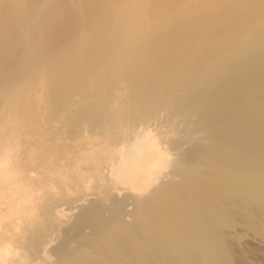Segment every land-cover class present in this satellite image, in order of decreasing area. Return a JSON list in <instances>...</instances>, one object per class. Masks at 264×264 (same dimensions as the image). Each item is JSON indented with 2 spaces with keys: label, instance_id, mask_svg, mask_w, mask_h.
<instances>
[{
  "label": "bare ground",
  "instance_id": "obj_1",
  "mask_svg": "<svg viewBox=\"0 0 264 264\" xmlns=\"http://www.w3.org/2000/svg\"><path fill=\"white\" fill-rule=\"evenodd\" d=\"M80 1L92 44H87L89 49L85 45L86 58L75 65L67 87L72 85L70 81L77 84L76 72L99 71V67L95 69L99 62L110 58L116 66L114 72L120 70L121 75L116 78L107 71L117 81L112 84L103 79L112 93L109 88L108 93L106 89L103 92L117 101L121 96L142 112L136 116L128 112L131 116H122L120 122L113 119L123 133L118 134L122 138L113 140L117 155L112 161L102 159V166L88 165L95 175L97 172L95 177L102 179L104 188L125 194V200L107 215L104 206H94L82 222L89 229L83 237L84 251L74 250L76 255H63L55 264H238L236 250L244 264H256L243 255L248 240L264 255V0ZM45 2L0 0V66L9 58L23 62L24 53L15 47L22 41L13 30L17 22L40 20L44 13L46 23L58 28L66 17L71 19L66 3L70 1L57 0L52 7ZM139 26L144 28V37ZM135 38L141 39L139 45ZM88 84H93L89 78ZM101 88L97 92H102ZM118 106L123 110V104ZM162 108L171 111L168 117L176 118L178 140L173 136L169 142L161 139L169 120L163 118L169 111L163 110L166 115L161 114V121L152 113ZM106 117L102 121L104 153L112 146L107 139L112 123L107 125ZM154 121L160 135L155 133L157 138L152 140L144 130ZM182 145V156L171 162V169L169 156ZM167 168L170 171L166 173ZM112 176L119 187L106 185ZM127 204L132 206L129 211Z\"/></svg>",
  "mask_w": 264,
  "mask_h": 264
},
{
  "label": "rangeland",
  "instance_id": "obj_2",
  "mask_svg": "<svg viewBox=\"0 0 264 264\" xmlns=\"http://www.w3.org/2000/svg\"><path fill=\"white\" fill-rule=\"evenodd\" d=\"M45 1L47 2V0ZM66 1H70L66 3L69 7L67 8V11L69 10V16H67L71 17V19L66 17L63 24L59 23V26L57 23L58 28L56 24L50 26L46 23V15L44 17V13L40 16L42 20L33 19V21H29L31 24L27 21V24H23L26 22L17 24V22L13 30H15V33L19 36V40L22 41L20 45H15V47L17 51L20 48L19 51L21 55L24 53L23 55L25 57L23 56L22 58L23 62L20 61L21 59L19 61L17 60V62L12 58L6 59L2 65L3 69L1 68L2 66H0V264H55L57 261L59 262L62 260L63 257H60L63 255L68 258L73 257L75 254L74 250L78 253L77 250L84 251L85 249L84 243L86 241L83 237L89 234V229L85 224H82V222L85 217L91 215V210L94 209V206H104L109 210L108 212L107 210L105 211L107 213L104 212V214L107 215L113 210L112 208L120 206V202L124 201L126 198L125 194H115L114 189L108 190L104 188L105 184L101 182L102 179H97V177H95L98 175L97 172L95 175L92 166H90L92 168L91 170L88 165L100 163L102 166V159L105 158H107L106 160L108 161H112V156L117 155L116 151L113 152V150L116 149V146H113V140L120 138L121 135L123 136L122 131L119 133L121 127L116 129L120 125L119 122L121 117L123 116L127 119L129 116L133 115V113L135 116L139 115L142 109H139V107L134 109V106L126 102V99L122 100V98H120L121 96L119 99L125 101V104L120 100L117 101V97L114 98L112 96L113 99L109 98L110 93H112L111 88H109V83L111 81L114 82L116 78H119L121 75L119 66H117L119 73L116 70V72H114L116 66H113L115 64H112L110 58L103 59L99 62L100 65H97L95 68L97 70L100 68L99 71L83 70L81 74L80 72L78 74L76 72L75 77L79 79L77 84L70 81L72 85L67 87L66 81L69 76L72 79L71 75L75 70V65L79 60L86 58L88 49L91 47L90 44H92V38L90 36L92 33L90 32V35H88V18L82 2L80 0ZM55 2H57V0H52L51 4L47 2L48 5H46L47 7H52ZM142 24L140 26L144 27L143 25L145 24ZM32 25L33 27H31ZM141 29L140 34L144 37L146 33H142L144 28ZM137 39L135 38L136 43H138L137 45H139L141 39H138V42ZM87 44L90 45V47ZM21 45L24 48H22ZM79 48L80 50H78ZM22 49L25 50L22 51ZM17 63L18 65H16ZM107 71H112L116 78L113 80L112 78H114V75L112 74V76H109L110 73ZM92 73L94 75L96 74V77L91 75ZM136 74L138 75V73ZM79 75L84 78L87 84L88 78L89 82L93 84H88V86L90 85V87H88L85 82L83 83L81 77L82 81L80 80ZM101 75L102 77H100ZM109 78H111V80ZM132 78H134V76H132ZM103 79L109 82L107 83L108 85L105 82L103 83ZM95 80L96 82L94 83ZM97 80L102 83L103 86L99 84ZM113 82L111 83L113 84ZM80 85L81 87L84 85V89L81 88ZM97 85L99 86L97 87ZM88 88L96 89V92H93L92 89L91 92ZM97 88H101L102 92L106 89V93H108L107 91L109 88L111 92L106 95L105 92H103L105 94L100 91L97 92ZM82 89L84 92L81 91ZM95 93L97 96L94 95ZM98 93L100 94L98 95ZM126 93L127 92H125V98L127 96ZM92 94L95 97L90 96ZM77 97L80 101L77 100ZM107 97L109 100L113 101H110V103ZM98 99L100 101L102 100L101 103L103 107H106H104L105 109L100 106L102 104ZM103 100H105L104 103L109 102L113 107H111L109 103L104 105ZM115 100L117 104L116 102L114 103ZM119 101L123 104V110L118 106L119 104L122 105ZM94 102H99V104L97 103L98 107ZM115 104L119 110L114 107ZM129 104L132 106L131 108ZM86 109L88 111L85 112L84 115H81L83 114L82 111ZM101 109H103L102 112ZM163 110L164 108L159 109V111L156 110L159 113L154 112L152 115L167 114L164 118L162 115V117L159 115L160 118L158 115L156 116L158 120L161 121L163 118L164 121H166V117L171 114V111L165 108V112H170H166L165 114ZM86 113L87 115H85ZM116 113L117 115L115 116ZM150 113L151 112H149V114ZM141 114L142 113H140V115ZM106 116L111 118L108 119ZM105 117L107 122H109L107 125L112 123L111 126L113 129L110 128L111 126L109 125L107 139L112 146H110L111 149L109 148V150L104 153L103 138H105V134L102 129V121ZM170 117L167 118V120H169L165 128V131L168 129L169 132L166 133L164 131L166 136L164 133H162V135H157L159 132L156 127L158 126L156 121L154 122L157 125L152 122V125L144 130V134L151 136L152 140H155L159 135L161 139H169L168 142L172 141L174 137L178 140V138H180V136H177L179 132L175 133L178 129L176 126L178 125L177 122L174 123L173 121L176 118L172 116V119V117ZM149 118H151V115ZM113 119H116V122L118 120L119 125L113 123L115 121ZM153 119L155 120L156 118ZM113 124H117L118 126L116 125L115 127ZM172 125L174 126V128L172 127L173 130L170 129ZM124 127V130L127 129V127ZM150 127H154L153 130ZM188 130L186 129V131ZM99 133H102L104 137ZM118 134L121 135L118 136ZM163 134L165 137H163ZM91 136H93L94 139ZM113 136H115V138ZM172 136L173 138L171 139L170 137ZM120 140L118 139V142H120ZM175 140L176 139H174V141ZM92 142H94L93 145L95 146L91 145ZM90 146H93V148L91 147L92 149H89ZM183 146L185 145L179 147L181 150L179 148L175 149L177 150L173 153L175 156H172L173 151H170L169 166L171 169V162L179 160L182 156V150L185 148H182ZM144 151L145 148L143 149V152ZM171 158L174 159L172 160ZM176 161L174 162L176 163ZM87 167L90 170H87ZM99 167L100 166H98V168ZM170 170H165V172L167 173ZM88 171H92V174L90 173L87 175ZM165 172L163 174L166 175ZM113 177L114 176L109 177L110 180L106 185L110 183V185H113L112 187H119V182H116ZM120 199L121 201H119ZM131 207V205L127 204L126 210H131ZM127 218L128 216L125 219L129 220V218ZM245 243H247V241ZM247 245L249 247H247L248 249L243 256H246V258L250 260L253 258V262L256 264H264V259L262 260L264 255L258 250V247L256 248L249 240ZM80 246L82 248H80ZM239 253L236 250L235 260H238H236L238 264H244V260L242 261L244 258L242 254ZM238 256H240V258H238ZM257 261H260V263Z\"/></svg>",
  "mask_w": 264,
  "mask_h": 264
}]
</instances>
